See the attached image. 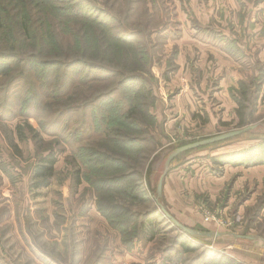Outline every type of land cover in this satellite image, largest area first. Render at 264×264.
<instances>
[{
	"label": "rangeland",
	"instance_id": "374dc122",
	"mask_svg": "<svg viewBox=\"0 0 264 264\" xmlns=\"http://www.w3.org/2000/svg\"><path fill=\"white\" fill-rule=\"evenodd\" d=\"M262 138L264 0H0V264H264V164L215 159Z\"/></svg>",
	"mask_w": 264,
	"mask_h": 264
},
{
	"label": "trees",
	"instance_id": "16d2710c",
	"mask_svg": "<svg viewBox=\"0 0 264 264\" xmlns=\"http://www.w3.org/2000/svg\"><path fill=\"white\" fill-rule=\"evenodd\" d=\"M83 19L86 21H89L91 24L95 25H102L101 23L97 22L96 20H89L86 16H82ZM224 48L226 51L229 53L232 51L234 48V44L229 42L227 40ZM239 85L241 89V95L243 97V101L247 100L248 94H249V86L248 84L243 81L239 80ZM240 106L242 107L240 110L237 109L239 117L243 120L244 112H242V109L244 106L243 102H239ZM121 129H117L116 132L120 133ZM215 159H219L221 164L226 165L231 163L232 165L235 166H240V165H245V166H256V165H262L264 164V138H262L260 141L255 142L250 144L249 146L233 150L230 152H225L218 154ZM58 161V157L55 155V153H48L47 155L43 156L41 158L42 164L37 167L35 175L37 178L40 180L36 183L37 187H42V186H48L50 184V179L53 176L54 170H55V165ZM78 181L81 182V177H80V172L78 174ZM127 193L132 196V197H137L134 192L130 191L129 188H126L123 191V194ZM99 210L104 213V215L109 216V214L106 212V210L99 206ZM157 209L154 208L150 212L146 214V216L141 220L142 223V228L144 229L145 227L152 228L153 221L155 220L154 217L150 214L156 213ZM146 230V229H145ZM153 231V230H152ZM181 231V230H180ZM180 244L183 248V250L188 253V252H193L198 249V246L192 242H190L187 237V234L183 233L182 231L180 232Z\"/></svg>",
	"mask_w": 264,
	"mask_h": 264
},
{
	"label": "water",
	"instance_id": "95a60500",
	"mask_svg": "<svg viewBox=\"0 0 264 264\" xmlns=\"http://www.w3.org/2000/svg\"><path fill=\"white\" fill-rule=\"evenodd\" d=\"M257 125H250V126H246L244 128L241 129H237V130H232L229 132H225L210 138H206L203 140H199V141H195V142H191V143H187L184 144L182 146H179L178 148H176L167 158L166 161V169L164 171V173L161 175L158 185H157V200H159V198L162 197L163 195V188H164V181H165V177L167 175L168 169H169V165L171 164V162L174 160L175 157H177L178 155H180L183 152H186L188 150L200 147V146H205L208 144H212L215 142H219L222 140H226L228 138H232L234 136L240 135L244 132H247L251 129L256 128ZM158 205L161 208L162 212L165 214V216L178 228L180 229L183 233L189 235V236H200V237H220L223 235V233H218V232H204V231H199L196 230L194 228L188 227L186 225H184L183 223H181L179 220H177L174 216H172L167 210L166 208L163 206V204H161L158 201ZM237 237L239 238H244V239H256V236H250V235H238L236 234Z\"/></svg>",
	"mask_w": 264,
	"mask_h": 264
},
{
	"label": "crops",
	"instance_id": "0c3cea01",
	"mask_svg": "<svg viewBox=\"0 0 264 264\" xmlns=\"http://www.w3.org/2000/svg\"><path fill=\"white\" fill-rule=\"evenodd\" d=\"M258 28H254V30L252 31V33L253 32H256V30H257ZM251 31V30H250ZM209 47V46H208ZM211 50V53H213V57H216V59H219V60H224V58L225 57H227V59H229L228 58V56H229V54L227 53V52H225V51H223V50H221L220 49V47L219 46H215V45H213V44H211V47H209ZM227 65L229 64V62L228 63H226Z\"/></svg>",
	"mask_w": 264,
	"mask_h": 264
}]
</instances>
